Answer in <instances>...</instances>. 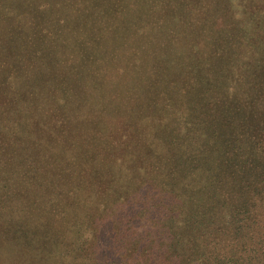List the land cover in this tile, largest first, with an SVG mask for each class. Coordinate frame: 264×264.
<instances>
[{
	"label": "trees",
	"instance_id": "obj_1",
	"mask_svg": "<svg viewBox=\"0 0 264 264\" xmlns=\"http://www.w3.org/2000/svg\"><path fill=\"white\" fill-rule=\"evenodd\" d=\"M1 254L264 264V0H0Z\"/></svg>",
	"mask_w": 264,
	"mask_h": 264
},
{
	"label": "rangeland",
	"instance_id": "obj_2",
	"mask_svg": "<svg viewBox=\"0 0 264 264\" xmlns=\"http://www.w3.org/2000/svg\"><path fill=\"white\" fill-rule=\"evenodd\" d=\"M8 245H10V244L8 243ZM8 245H7V247H8ZM12 248H14V246L9 247V250L11 249V251H12L13 250ZM1 255H2V258H1L0 264H8L9 257L8 256L3 257V254H1ZM35 257L34 256H29V257L25 256L22 259V255H20L19 259L18 258H14V259H15V261L18 262L17 264H54L55 263L54 259L52 257H44L46 259H42L39 256H35Z\"/></svg>",
	"mask_w": 264,
	"mask_h": 264
}]
</instances>
